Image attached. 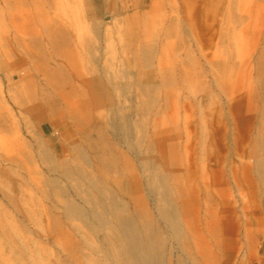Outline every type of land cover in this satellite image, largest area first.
Returning a JSON list of instances; mask_svg holds the SVG:
<instances>
[{
  "label": "rangeland",
  "instance_id": "obj_1",
  "mask_svg": "<svg viewBox=\"0 0 264 264\" xmlns=\"http://www.w3.org/2000/svg\"><path fill=\"white\" fill-rule=\"evenodd\" d=\"M0 264H264V0H0Z\"/></svg>",
  "mask_w": 264,
  "mask_h": 264
}]
</instances>
